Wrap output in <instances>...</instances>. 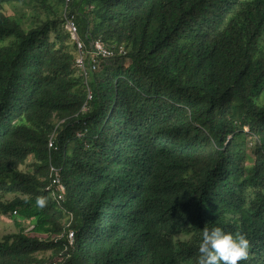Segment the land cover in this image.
Listing matches in <instances>:
<instances>
[{"label":"trees","instance_id":"16d2710c","mask_svg":"<svg viewBox=\"0 0 264 264\" xmlns=\"http://www.w3.org/2000/svg\"><path fill=\"white\" fill-rule=\"evenodd\" d=\"M0 221V264H264V0H0Z\"/></svg>","mask_w":264,"mask_h":264},{"label":"clouds","instance_id":"9594fccd","mask_svg":"<svg viewBox=\"0 0 264 264\" xmlns=\"http://www.w3.org/2000/svg\"><path fill=\"white\" fill-rule=\"evenodd\" d=\"M69 1L66 0V5ZM68 19L71 18L66 19L65 27ZM35 204L42 208L45 199L37 197ZM249 248V240L243 233L227 231L221 226L204 227L199 235L196 264H238L248 258Z\"/></svg>","mask_w":264,"mask_h":264},{"label":"built area","instance_id":"2783aa9c","mask_svg":"<svg viewBox=\"0 0 264 264\" xmlns=\"http://www.w3.org/2000/svg\"><path fill=\"white\" fill-rule=\"evenodd\" d=\"M66 27L68 28V30L70 31L72 37L76 40L77 42V46L80 49L81 53H83V42L81 39H79V37L77 36L78 33V29H77V25L75 23V21L73 19H68L67 23H66ZM93 52L96 55L99 56H111L114 54V49L113 48H109L107 47L100 39H96L94 41V45H93ZM119 52H124L123 48L120 47L119 48ZM77 65L79 67H85L84 64V57L83 55H80L77 59H76ZM89 98H91V94L89 93L88 95ZM49 146L52 147L53 146V139L52 137L49 139ZM57 171V169L55 167H51V172L55 173ZM56 186L55 188V192L58 196V198L63 199L64 197V191H65V186L62 184L60 177L55 173V176H53L51 183L49 184V186H47V189H51V186ZM16 213V212H15ZM69 238L71 239V241L73 240V234L70 233L69 234Z\"/></svg>","mask_w":264,"mask_h":264},{"label":"rangeland","instance_id":"374dc122","mask_svg":"<svg viewBox=\"0 0 264 264\" xmlns=\"http://www.w3.org/2000/svg\"><path fill=\"white\" fill-rule=\"evenodd\" d=\"M24 10V9H23ZM118 58H115V59H109V60H107V61H110V62H108V64H114L115 63V61L117 60ZM120 59V58H119ZM80 70H81V72L84 74V75H88V77H89V80L91 79V73H87V69L85 68V67H80ZM83 110H86V107H83L82 108ZM55 188H56V186H51V189H50V191L52 192V194L54 195V196H56L57 194H56V192H55ZM12 225L11 224H3L2 223V221H0V236L2 235V234H4V233H6V232H8V231H10L11 230V227Z\"/></svg>","mask_w":264,"mask_h":264}]
</instances>
